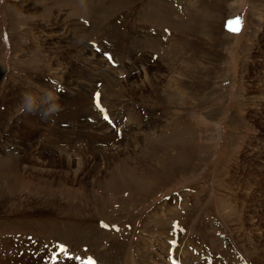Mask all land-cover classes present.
<instances>
[{
	"label": "rangeland",
	"instance_id": "obj_1",
	"mask_svg": "<svg viewBox=\"0 0 264 264\" xmlns=\"http://www.w3.org/2000/svg\"><path fill=\"white\" fill-rule=\"evenodd\" d=\"M21 1L0 0V264H75L62 260L74 250L101 264H170L172 240L185 261L192 251L201 252L199 264H264V174L251 161L264 147V0ZM91 41L115 42L118 67L104 59L91 68L86 50L102 58ZM66 63L74 67L61 78ZM95 89L117 119L125 114L119 136L98 118ZM24 93L35 112L22 109ZM56 102L63 111L42 118ZM82 104L91 114H75ZM79 128L109 138L110 153L121 155L108 169L96 156L98 169L87 175L93 158L84 147L74 179L67 166L46 165L38 139ZM179 138L186 157L174 148ZM21 142L31 145L26 155ZM98 142L91 149L107 153ZM28 247L36 254L16 256Z\"/></svg>",
	"mask_w": 264,
	"mask_h": 264
},
{
	"label": "bare ground",
	"instance_id": "obj_2",
	"mask_svg": "<svg viewBox=\"0 0 264 264\" xmlns=\"http://www.w3.org/2000/svg\"><path fill=\"white\" fill-rule=\"evenodd\" d=\"M23 1V0H22ZM21 1V2H22ZM41 1H44L45 2V0H25V2H29L27 5L29 6V4H31L32 6L33 5H37V4H39V3H41ZM20 2V3H21ZM23 3V2H22ZM19 5V4H18ZM38 6V5H37ZM18 7V6H17ZM24 7V6H23ZM110 34V33H109ZM154 39V38H153ZM156 39V38H155ZM155 41V40H154ZM24 50L25 49H23V48H21V50L17 53L18 55L20 54V53H25L26 52V50H25V52H24ZM29 51V50H28ZM71 51V50H70ZM27 53V52H26ZM97 53L96 52H94L92 49H89L88 51L86 50L85 51V56H86V58L87 59H89L90 58V61H91V65L94 63V65H92V66H90L91 68L93 67L96 71H98L99 69H98V65H100V61H102V60H104V59H99V55H96ZM22 56V55H21ZM28 55L27 54H25L23 57H27ZM30 56V55H29ZM29 58V57H28ZM149 58H150V55H149ZM149 58H147L148 59V65L146 66V68L151 64H149ZM22 59V58H21ZM20 59V60H21ZM99 59V60H98ZM86 60V59H85ZM128 60V59H127ZM134 60V59H133ZM139 60V62H140V59H138ZM31 61H32V59H31ZM134 61H136V60H134ZM103 62V61H102ZM123 62V61H122ZM139 62H135L134 63V65L135 66H137L138 64H140ZM143 62V61H142ZM21 64V63H20ZM37 64V63H36ZM35 64V65H36ZM66 64H68V63H66ZM122 64V63H121ZM125 64V63H124ZM127 64V63H126ZM22 65V64H21ZM38 65V64H37ZM36 65V66H37ZM69 66L66 68V67H64V66H61L60 67V65H59V76L61 77V78H63V77H65V73H66V71H70V70H72L73 69V67L74 66H72L73 64L72 63H69L68 64ZM129 65V64H128ZM24 66H26V65H24ZM39 66V65H38ZM144 66V65H143ZM63 67V70L61 69ZM87 67H88V63H87ZM105 67V66H104ZM72 68V69H71ZM76 68V67H75ZM84 68V67H83ZM82 68V69H83ZM125 68H127V67H125V65H123V67L121 68V66H120V68H119V73L118 72H116V74H125V72H121V70H125ZM134 68V67H133ZM144 68V67H143ZM145 68V69H146ZM77 69V68H76ZM88 69V68H87ZM129 69V68H128ZM136 69H138V71L137 72H139V66H137V68ZM151 69V68H150ZM111 70V69H110ZM110 70H106V71H110ZM153 70L154 69H152V70H147L145 73H144V71H143V75H144V77H143V79H144V82H146L147 81V79H148V77H150L151 75L153 76ZM55 71V70H54ZM83 72H86V71H84V70H82ZM101 71V70H100ZM106 71H103V73L104 72H106ZM129 71L131 72V70L129 69ZM148 72H150V73H148ZM58 73V72H57ZM133 72H131V74H132ZM104 74H106V73H104ZM263 76H264V73L262 74ZM57 76V75H56ZM119 78V77H118ZM62 80V79H61ZM121 81V80H120ZM143 82V84H145ZM45 83V82H44ZM258 83V85H260V86H264V79H261L260 81H258L257 82ZM119 85V84H118ZM122 85V84H121ZM124 85V84H123ZM151 85V84H150ZM153 85V84H152ZM31 86V85H30ZM125 86V85H124ZM33 88V87H32ZM48 88V87H47ZM129 88V87H128ZM47 91V90H46ZM53 91V90H52ZM89 91V90H88ZM264 91V90H263ZM85 92V91H84ZM133 92V91H132ZM135 92V91H134ZM30 93V92H29ZM48 93V92H47ZM39 94V93H38ZM41 95V94H40ZM45 95H46V93H45ZM79 95V94H78ZM47 97V99H48V102L49 101H53L52 100V98H51V94H47L46 95ZM55 97H56V95H54ZM39 97V96H38ZM59 97H60V95L58 96V99H59ZM262 98V100H264V95L263 96H261ZM16 98V97H15ZM14 98V99H15ZM45 98V97H44ZM75 98H77V97H75ZM87 100V99H86ZM38 101V100H37ZM44 101H47V100H44ZM90 101H92V100H90ZM14 102V101H13ZM39 102V101H38ZM42 102V101H41ZM19 103V102H18ZM40 103V102H39ZM263 104L262 105H260V106H264V101L262 102ZM60 104V103H59ZM127 104V103H126ZM261 104V103H260ZM19 106V105H18ZM125 106V105H124ZM74 108V107H73ZM118 109H119V107H118ZM255 109H257V108H255ZM262 109V108H261ZM135 110V109H134ZM133 109H131V110H128V111H134ZM264 110V109H263ZM67 111V110H66ZM72 111H73V109H72ZM128 111H125L124 113H129ZM253 113H255V111H253ZM75 114L77 115V114H82V115H88V114H91V112H90V110H88V108L86 107V105L85 104H82V105H80V106H77L76 105V107H75ZM131 116V115H130ZM140 116V115H139ZM128 117V116H127ZM132 117V116H131ZM41 118V117H40ZM38 119V118H37ZM42 120V119H41ZM58 120V119H57ZM20 121V120H19ZM26 121V120H25ZM24 121V122H25ZM40 121V120H39ZM37 122V121H36ZM42 122H43V120H42ZM128 124V123H127ZM36 125V124H35ZM75 125V124H74ZM154 125V124H153ZM140 126H141V123H140ZM155 126V125H154ZM50 127V125L48 126V128ZM36 128V127H35ZM47 128V129H48ZM85 129V128H84ZM91 129V128H90ZM98 129V128H97ZM36 130V129H35ZM67 130V129H66ZM66 130H58V131H55V130H53L52 131V133H50V135L49 136H43V134H42V136L40 137V139H38V141H40L41 142V144H39V146H40V149H41V153H40V155H48V156H50L51 158H49V159H44L43 158V160H44V162H46V165L47 164H49V167L52 169V168H55L56 167V164H61L62 166L63 165H65V166H67V171H69L70 172V174L71 175H73L74 176V179H77L78 177H79V175L81 174V173H83V171H84V168L82 167V162L79 160V166L74 170V161H75V157H77V158H80V157H82V159L83 158H85L86 156H88L87 155V153H85V152H83L84 151V147H87L91 152H92V155L91 156H89V158H93V164H92V167L91 168H89L88 169V172H87V175L88 174H90V173H92L95 169H98V168H95V157L96 156H98V159L99 160H101V161H104L105 162V167L107 168V167H109L110 165H111V163H113L114 161H116L115 159H117L118 157H119V155H121L120 153H118L117 155H115L114 154V152L113 151H111V153H110V149H108L110 146H109V144L111 143V141H110V139L109 138H100V137H96V136H92V135H94V134H91V130H89V128H87L86 130L88 131L87 132V134H84V132H83V134H80V133H82L81 131H80V128H79V130L78 131H74L73 133L71 132V131H66ZM85 130V131H86ZM47 131V130H46ZM186 131V130H185ZM35 132V131H34ZM96 132V131H95ZM16 133V132H15ZM76 133V134H75ZM101 133V132H100ZM155 133V132H154ZM17 134V133H16ZM20 134V133H19ZM97 134V133H96ZM102 134V133H101ZM139 134V133H138ZM32 135H34V134H32ZM103 135V134H102ZM13 136V135H12ZM50 136H56V139H52ZM61 136V137H60ZM88 136H90V137H88ZM134 136V135H133ZM150 136V135H149ZM181 136V135H180ZM105 137V136H104ZM22 138V137H21ZM171 138V137H170ZM169 138V139H170ZM44 139V140H43ZM37 140V139H36ZM96 141V143H97V140H101V142H98V143H100V144H106L107 145V149H108V152L106 153V152H97V153H95V151L94 150H92L91 148H92V145H93V141ZM174 140H175V138H174ZM179 140H180V138H179ZM182 140V141H181ZM181 140H180V144L179 145H177V146H175L174 148H179V154H181L180 156H179V158H182V157H186V145L184 144V140L181 138ZM25 141H27L26 139H25ZM30 141V140H29ZM130 145L131 146H134V145H137L138 146V144H139V142H140V139H139V137H135V139L134 140H132V139H130ZM182 142H183V144H182ZM13 143H15V146H16V144H18V143H16V141H13ZM26 143V142H25ZM114 143V142H113ZM21 144V146H23V147H26V145L24 146V144L21 142L20 143ZM79 144V145H78ZM112 144V143H111ZM12 145V144H11ZM11 145L10 144H6V145H4V147H3V149L2 150H6V149H8V148H10L11 147ZM14 145V144H13ZM98 146V145H97ZM168 146V145H167ZM170 146V145H169ZM17 147H20V145H18ZM90 147V148H89ZM94 147H96V146H94ZM99 147H100V145H99ZM105 147V146H104ZM173 146H171V148H172ZM103 148V147H102ZM114 148H116V147H114ZM113 148V149H114ZM120 148V147H119ZM258 148V147H257ZM58 149H60V150H58ZM107 149H104V150H107ZM19 150H21V149H19ZM30 150H31V145H28L26 148H24V150H21L22 152L21 153H24V155H26V153H29L30 152ZM101 150V149H100ZM119 150V149H118ZM257 150V149H256ZM103 151V150H102ZM122 151V150H121ZM127 151V150H126ZM1 152H3V151H0V154H1ZM120 152V151H119ZM257 153H258V155H254V157H253V155H251V157H252V159H251V161L253 160H256V161H258L257 163H255L256 165L254 166L255 167V171H259V172H261V174H264V147L263 146H261V147H259L258 148V151H256ZM4 153V152H3ZM10 153H12V152H10ZM29 157V156H28ZM39 157H41V156H39ZM45 157V156H44ZM25 158H27V157H25ZM46 158V157H45ZM77 158H76V160H77ZM178 158V159H179ZM112 159V160H111ZM30 160V159H29ZM168 159H165V161H163V162H165L166 163V161H167ZM23 161V160H22ZM41 161V160H40ZM179 161V160H178ZM182 161V160H181ZM20 162V161H19ZM48 162V163H47ZM160 162V161H159ZM161 163V162H160ZM22 164V163H21ZM110 164V165H109ZM118 164V163H117ZM171 164V163H170ZM184 164V163H183ZM100 165V162L98 161L97 162V166H99ZM180 165H182V163H180ZM13 166V165H12ZM77 166V165H76ZM130 166V165H129ZM85 167V166H84ZM41 169H36L35 168V170H38V172H47V173H49V174H53L52 172H58V173H61V172H59V171H56V170H47V169H44L43 168V170H42V167H40ZM47 168H48V166H47ZM20 169V168H19ZM66 169V168H65ZM108 169V168H107ZM29 170V169H28ZM172 170V169H171ZM169 171V170H168ZM143 172V171H142ZM145 172V171H144ZM95 173V172H94ZM63 174V173H62ZM150 174V177L151 178H153V179H157L158 178V171L156 170V171H151V173H149ZM58 175V174H57ZM92 175V174H91ZM145 175H147V174H145ZM251 175L253 176V179H255V178H259V177H257L255 174H253L252 172H251ZM50 176V175H49ZM98 176H100V175H98ZM137 176V175H136ZM60 177V176H59ZM144 177V176H143ZM136 178V177H135ZM259 179H261V178H259ZM108 180V179H107ZM134 180V179H133ZM258 181H261V180H258ZM76 182V181H75ZM128 182V181H127ZM131 182V181H130ZM119 183V182H118ZM138 184H137V188L138 189H141V186H145V182L143 181H140V179L138 180V182H137ZM264 184V183H263ZM262 184V185H263ZM120 187V186H119ZM146 188V187H145ZM258 188V187H257ZM122 190V189H121ZM136 190V189H135ZM108 191V190H107ZM110 191V190H109ZM137 191V190H136ZM258 191H260V190H258ZM114 193H115V191H114ZM263 194V193H262ZM255 196V195H254ZM253 196V197H254ZM252 197V198H253ZM247 202V201H246ZM117 203V202H116ZM165 206V205H164ZM156 213V212H155ZM154 213V215H156ZM80 236V235H79Z\"/></svg>",
	"mask_w": 264,
	"mask_h": 264
},
{
	"label": "clouds",
	"instance_id": "obj_3",
	"mask_svg": "<svg viewBox=\"0 0 264 264\" xmlns=\"http://www.w3.org/2000/svg\"><path fill=\"white\" fill-rule=\"evenodd\" d=\"M23 95V101H22V109L26 112H35L36 108L34 106L33 100L34 96L29 93H24ZM51 98L57 101V98L51 94ZM63 111L62 106L56 102L52 104L51 107L46 109L45 111L41 112V116L44 119H49L58 116Z\"/></svg>",
	"mask_w": 264,
	"mask_h": 264
},
{
	"label": "snow or ice",
	"instance_id": "obj_4",
	"mask_svg": "<svg viewBox=\"0 0 264 264\" xmlns=\"http://www.w3.org/2000/svg\"><path fill=\"white\" fill-rule=\"evenodd\" d=\"M235 24H236V27L235 28H232L231 30L232 31H239V26H240V24H241V22L239 21V20H237L236 22H235ZM108 59L109 60H111L112 58L109 56L108 57ZM97 104H98V106L100 105V98H99V95H97ZM108 117H105V119H107ZM105 227H107V225H105Z\"/></svg>",
	"mask_w": 264,
	"mask_h": 264
}]
</instances>
